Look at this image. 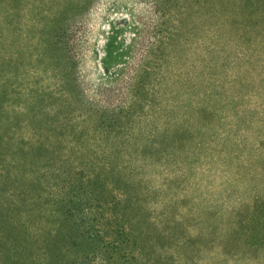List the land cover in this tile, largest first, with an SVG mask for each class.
Here are the masks:
<instances>
[{"label":"rangeland","instance_id":"374dc122","mask_svg":"<svg viewBox=\"0 0 264 264\" xmlns=\"http://www.w3.org/2000/svg\"><path fill=\"white\" fill-rule=\"evenodd\" d=\"M195 6L167 5L173 13L188 7L180 37L188 44L165 60L166 71L179 76L163 79L159 44L142 77L151 103L126 104H135L137 114L124 129L129 143L121 144L90 119L100 109L106 121L122 119L120 103L107 106L97 93L121 84L141 42L177 32L171 18L163 25V0H0V215L15 214L8 207L18 201L15 220L21 215L40 232V246L49 239L57 251L65 218L46 201L63 190L64 199L75 195L81 206L86 196L79 187L89 184L73 174L82 169L94 174L103 195L120 183L130 204L140 199L141 209L127 219L148 247L147 264H264V210H253L257 199L264 202V52L242 47L225 29L218 37L194 16ZM57 40L78 47L74 60L55 50ZM203 110L209 129L182 147L163 143V125L183 126ZM148 234L151 243L141 239ZM5 245L1 238L0 264H36L27 248L28 262L8 260Z\"/></svg>","mask_w":264,"mask_h":264},{"label":"trees","instance_id":"16d2710c","mask_svg":"<svg viewBox=\"0 0 264 264\" xmlns=\"http://www.w3.org/2000/svg\"><path fill=\"white\" fill-rule=\"evenodd\" d=\"M171 2L172 0H163V25L168 18H171L174 26L178 27L177 32L168 33L169 36L166 37L163 30V40H158L156 43L148 40L141 42L138 49L139 56L135 64L127 72H121V75L124 77L121 80V84L114 90H108L109 92L107 93H97V95L103 97L104 101L102 103L107 104V106H113L115 101L120 103V106L115 108V110L120 111V114H118L122 119H116L114 121L110 119L106 121L104 117L105 112L100 113L103 112L101 109L100 111H96V116L90 119L94 122L99 120L100 126L98 127L103 129V133L111 136L115 135L116 140L121 144L129 143V138H124L126 135L124 129L131 128L130 117H134L137 114L135 104L130 108H127L126 104L129 101L134 102L133 100L137 98L148 101L149 105L151 103L148 99V93L144 90L146 83L142 81V77L145 76L144 78H146L148 73H150L148 71V64L154 57V52L162 51L161 49L159 50L158 45L163 44V65L165 67L167 66L165 60L170 56V53L178 50V47L180 48L184 44H188L187 41L184 42L180 37L183 35L182 32L184 33L181 27L188 18L185 11H187L189 6L187 8L182 7L181 12L173 13L170 7L167 8V5ZM194 3L197 5L195 6L196 10L193 12L194 16L203 19L201 21L203 23L202 25L208 22L207 25L209 27L212 26L213 29L217 30L218 37L221 31L225 29L226 32L233 33L236 42L240 43L242 47L244 46L254 53L264 52V0H194ZM192 33H194L193 36L199 34L198 25L193 28ZM145 35H148V33L145 32ZM153 38L156 39V37ZM54 47L57 52L63 50L69 54L71 60H74L75 53L78 51V47H70L68 42H64V40H57ZM104 71L105 73H109L107 68H104ZM166 73L169 72L166 71L165 67L163 69V79ZM169 74L179 76L176 73ZM88 112L91 113L92 110L89 109ZM204 114H207V110L200 111L199 116L201 117H188V120L185 121V125L183 126L173 124L172 127H165L163 125V143L173 147H182L185 143L190 142L196 137V133L209 129V117H202ZM94 122L93 124H95ZM259 125L264 127V123L262 122ZM97 128L92 125L90 130H96ZM262 134H264V131ZM60 135L62 136L63 133H60ZM199 140L201 141L202 137ZM19 145L23 146L24 144L20 142ZM45 148L49 150L50 146L47 147L46 145ZM34 157L32 154L33 161ZM73 175L82 177L89 184L87 187L82 182L79 187L82 196H86L81 206H78L76 203L75 195L66 194L67 198L64 199L62 197L64 194L62 192L63 190L54 193V197L52 196L46 201V204L50 205V211L61 212L65 218L66 233L62 236V239L59 238L60 243L57 251L54 247L52 248V243L54 242H50L49 239L44 241L45 243L42 242L44 245L40 246L38 236L35 235H39L40 232L36 231L35 226H32V229H30V226L28 227L26 222L21 223V215L15 220L19 210L14 205L18 204V201H13L14 205L8 207L11 212L16 211L15 214L0 215V239L4 238L6 240L7 245L5 247L7 249H15L13 252L6 249L5 254L8 260L20 259L22 261V259H25L28 262V254H30L27 252L28 249L32 252L33 257L31 258L34 259L36 264H39L36 262L37 258L44 257V259L49 261V258L52 257V260L57 261L58 257H64V259L70 261L72 255L74 259L66 264H147L145 256L147 255L148 247L146 243H142V240L138 241L133 236L130 230L132 224L127 219V213L129 211H138L141 209L140 199H137L135 202L132 201L130 204L131 197L128 189L122 187L120 183L116 184L114 192L109 191L106 195L104 191L105 196L98 192V188L95 189L96 186L92 183L94 178L93 173L86 174L80 169L78 173H74ZM73 175L69 177V184L75 180L73 179ZM101 186L100 188L103 189V186ZM32 207L34 206L31 204L26 205V208ZM253 210L255 212L263 211L264 202L257 199L254 202ZM143 226L148 232V227H151L152 224L149 221H145L141 227ZM244 229L246 230V227ZM34 231L36 232L34 233ZM45 234V237L50 235L49 231H46V228ZM68 239L69 242L67 243ZM141 239H145L146 242L151 243L154 237L148 234L144 235ZM18 251L21 253L19 254ZM54 251L55 253L51 254ZM48 261H46V264H49ZM160 262L157 263L161 264Z\"/></svg>","mask_w":264,"mask_h":264}]
</instances>
